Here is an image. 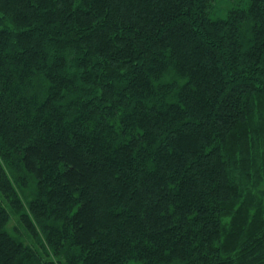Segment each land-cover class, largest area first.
I'll use <instances>...</instances> for the list:
<instances>
[{"label":"trees","instance_id":"trees-1","mask_svg":"<svg viewBox=\"0 0 264 264\" xmlns=\"http://www.w3.org/2000/svg\"><path fill=\"white\" fill-rule=\"evenodd\" d=\"M0 264H264V0H0Z\"/></svg>","mask_w":264,"mask_h":264},{"label":"rangeland","instance_id":"rangeland-1","mask_svg":"<svg viewBox=\"0 0 264 264\" xmlns=\"http://www.w3.org/2000/svg\"><path fill=\"white\" fill-rule=\"evenodd\" d=\"M7 204V202H5ZM5 204V205H6ZM8 205V204H7ZM21 223L19 222V219H18V216L15 214L12 215L11 217V220H10V228L14 227V226H18L20 227L21 231L24 232V229L23 227L25 228V226H23L22 224L20 225ZM26 231V230H25ZM27 237V236H26ZM27 240H30L28 237H27Z\"/></svg>","mask_w":264,"mask_h":264}]
</instances>
